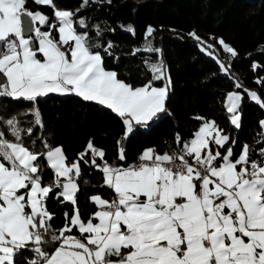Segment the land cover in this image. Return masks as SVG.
Returning a JSON list of instances; mask_svg holds the SVG:
<instances>
[{
    "label": "snow or ice",
    "instance_id": "1",
    "mask_svg": "<svg viewBox=\"0 0 264 264\" xmlns=\"http://www.w3.org/2000/svg\"><path fill=\"white\" fill-rule=\"evenodd\" d=\"M32 2L51 7L55 19L30 10L29 0H0V98L31 102L34 122L42 127L35 107L40 98L75 95L115 113L125 139L168 111L172 82L162 61L146 62L152 79L133 86L106 68L100 51L92 50L87 31L78 30L88 28L84 19L77 21L55 0ZM88 3L83 0L81 7ZM125 30L134 33L131 25ZM154 31L147 28L146 40ZM96 35H101L98 26ZM189 35L228 74L229 66L214 54L213 45L204 46L195 32ZM218 43L237 56L223 40ZM111 48L109 43L104 51L112 55ZM135 51L160 50L148 40ZM259 67L253 64V71ZM157 81L164 83L158 87ZM256 83L264 84V77ZM234 87L243 88L264 109V98L256 91L239 82ZM242 99L233 91L224 101L236 129L241 128ZM194 119L201 126L190 140L177 134L176 151L161 154L149 148L138 163L126 167L110 164L91 140L76 160L46 142L38 152L35 141L29 146L24 139L32 128L25 132L15 117L4 121L12 139L0 131V264L21 259L25 264H264V147L259 158H253L247 144L237 156L236 141L216 121ZM260 126L264 129V120ZM117 144L118 160L126 161L122 141ZM82 163L98 169L102 186L114 193L112 199L89 197L97 210L87 219L78 208ZM45 167L53 174L47 184ZM53 198L73 209L64 212L59 229L47 207Z\"/></svg>",
    "mask_w": 264,
    "mask_h": 264
},
{
    "label": "trees",
    "instance_id": "2",
    "mask_svg": "<svg viewBox=\"0 0 264 264\" xmlns=\"http://www.w3.org/2000/svg\"><path fill=\"white\" fill-rule=\"evenodd\" d=\"M55 2L60 8L74 12L77 21H86L88 28L78 30L87 31L92 50L100 51L105 57L106 68L116 71L125 82L136 87L144 85L152 79L146 62L162 61L172 82L168 111L159 114L146 128L137 126L125 139L124 125L115 113L75 95L49 94L40 98L35 107L40 111L42 127L34 122L31 102L0 98V131H4L8 139L12 137L4 121L15 117L25 132L32 128L31 136L25 134L24 139L29 146L35 141L38 152L44 151L46 142L52 147L61 146L69 160H76L91 140L105 151V159L110 164L126 167L136 162L146 149L154 148L163 154L177 148L180 146L176 143L177 134L184 141L190 140L202 123L194 117L201 116L216 121L236 141L233 150L237 156L247 144L253 158H259V149L264 147L260 126L264 109L244 95L241 128L235 129L224 101L229 92H244L243 88L234 87L236 82L264 98V84L256 83L258 78L264 77V0H111V3L89 0L84 7H81L83 0ZM28 7L55 19L49 6L36 5L29 0ZM129 25L134 33L125 30ZM97 26L101 32L99 36L96 35ZM149 26L155 31L146 40ZM193 32L205 42L204 46L213 45L214 54L229 66L228 74L221 71L215 59L201 51L202 46L189 35ZM148 40L160 50L158 53L135 51L142 49ZM219 40L232 47L237 56L233 58L225 52ZM109 43L112 55L104 51ZM96 44L101 47L97 49ZM253 64L261 67L254 72ZM163 83L155 82L158 87ZM118 141L123 143L126 161L117 158ZM97 163L103 162L97 158ZM82 169L78 208L87 219L97 210L89 197L100 195L112 199L114 193L102 186L103 174L98 169L83 163ZM52 175L45 167V184L52 180ZM47 207L55 213V229L65 223L64 212L73 210L70 204H61L54 198L48 200ZM19 264H25L24 260Z\"/></svg>",
    "mask_w": 264,
    "mask_h": 264
},
{
    "label": "crops",
    "instance_id": "3",
    "mask_svg": "<svg viewBox=\"0 0 264 264\" xmlns=\"http://www.w3.org/2000/svg\"><path fill=\"white\" fill-rule=\"evenodd\" d=\"M240 94L242 95L243 98H244V95L247 96V93H246V92H243V93H240ZM247 97H248V96H247ZM248 99H249V98H248ZM242 100H243V99H242ZM249 101L255 103L254 101H251L250 99H249ZM241 102H242V101H241ZM263 120H264V119H263ZM261 121H262V120H261ZM232 126H233V125H232ZM233 127H234V126H233ZM234 128H235V127H234ZM235 129H236V128H235ZM261 130H262V134H264V129L261 128ZM144 151H145V150H144ZM144 151H143V152H144ZM143 152H142V153H143ZM240 152H241V151H240ZM239 154H240V153H239Z\"/></svg>",
    "mask_w": 264,
    "mask_h": 264
},
{
    "label": "built area",
    "instance_id": "4",
    "mask_svg": "<svg viewBox=\"0 0 264 264\" xmlns=\"http://www.w3.org/2000/svg\"><path fill=\"white\" fill-rule=\"evenodd\" d=\"M187 141V140H186ZM180 146H178L177 148H175V149H173V150H171V151H176L178 148H179ZM171 151H169V152H171ZM134 163H138V160L136 161V162H134ZM32 255V254H31Z\"/></svg>",
    "mask_w": 264,
    "mask_h": 264
}]
</instances>
